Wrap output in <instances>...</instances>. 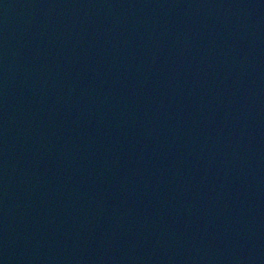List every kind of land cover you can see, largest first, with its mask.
Returning a JSON list of instances; mask_svg holds the SVG:
<instances>
[{"label": "water", "instance_id": "95a60500", "mask_svg": "<svg viewBox=\"0 0 264 264\" xmlns=\"http://www.w3.org/2000/svg\"><path fill=\"white\" fill-rule=\"evenodd\" d=\"M0 264H264V0H0Z\"/></svg>", "mask_w": 264, "mask_h": 264}]
</instances>
